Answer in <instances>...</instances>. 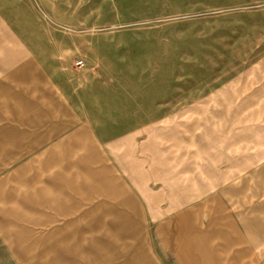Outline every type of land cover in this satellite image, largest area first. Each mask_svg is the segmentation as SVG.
<instances>
[{
	"label": "rangeland",
	"instance_id": "374dc122",
	"mask_svg": "<svg viewBox=\"0 0 264 264\" xmlns=\"http://www.w3.org/2000/svg\"><path fill=\"white\" fill-rule=\"evenodd\" d=\"M77 142L81 185L111 178L130 211L76 222L15 195ZM217 150L206 189L186 166ZM191 183L179 206L141 193ZM59 259L264 264V0H0V264Z\"/></svg>",
	"mask_w": 264,
	"mask_h": 264
},
{
	"label": "crops",
	"instance_id": "0c3cea01",
	"mask_svg": "<svg viewBox=\"0 0 264 264\" xmlns=\"http://www.w3.org/2000/svg\"><path fill=\"white\" fill-rule=\"evenodd\" d=\"M127 136L128 137H126L127 139L125 140H130V137H129L130 135H127ZM84 147L85 146L83 145V143L81 144L80 142H77L76 144L72 145V147H69L68 150L65 152L66 157H68V159H71L69 167H61L60 164H56L54 161L48 162L49 169L56 168V172L53 174H49L44 184L34 179L30 180V182L26 183L25 185L16 188L15 195L16 196L18 195V192L16 190L20 188H25L26 189V193H25L26 200L30 198V195L32 197L39 198V201H37L35 204L36 207L41 205V206H45L47 208L53 209L56 206H58L60 210L59 212L60 216L69 217V221L71 220L70 218H73L74 221L76 222L95 220L98 215V212H100V207H109L111 205H122L126 207L127 211H130V207L133 205V203H135L133 196L129 192H127L128 190L124 191L126 189H124L121 186L119 188L114 187V189L109 188L108 183L111 178L110 179L108 178L106 179V177L101 178V175H98L97 177H94L92 179V181L96 180L93 187L81 185L82 183L81 181H79V177L76 175L75 171H76V168L78 169V165H80L82 161H85V160L82 159L83 157L82 155L78 157V162H74L73 158L75 156L74 153L76 151H83ZM56 150H58V148H53V149L51 148L50 153L54 154ZM94 157L91 159L89 158V161L91 163L94 161V159L95 160L97 159V157L95 158ZM214 161H224L226 163V155L224 154V152L220 150H217L216 152L207 151L205 157L202 158V161H201L202 163H194V162L192 163L191 161L189 165L186 166L187 169H190L191 171H194L195 165L197 168L198 166L202 168L200 169L201 171L200 173L203 175L204 174L206 175L205 178L202 179V182H204V187L206 189H208L210 185L215 184V181L217 180V178L219 179L220 175L223 177V175L225 174V173L224 174L216 173ZM232 162H234L233 168L241 167V164H242L241 161L237 164L235 163V161H232ZM210 174H213L214 176L211 177ZM112 179H113V176H112ZM35 189H40L39 190L40 192H36L37 190ZM193 189L195 188H194L193 183H191L189 184L186 191L181 192L180 196L177 195L176 192L175 193L170 192L169 194L162 192L160 194H157V196H152L149 192L145 191V189L144 190L141 189V193L144 194L148 204L151 206H154V204H157L163 198L168 199L171 204H175V206H179L182 203L181 202L182 198L189 199L192 196L191 191ZM53 191H56V192H53ZM102 192L105 195L103 197L98 198V196H100ZM199 195L200 193L198 192V196ZM159 196L161 197L159 198ZM152 197L154 198L151 199ZM203 202H201L198 207L196 206L197 207L196 214L201 213V209H203L202 207H204ZM68 205H72L74 209L70 208V206ZM86 205H90V206L86 209V211H83ZM75 206H77L76 209H75ZM193 209L194 208L189 207L184 211H188L189 213L188 216H190ZM185 220L187 222V218ZM71 222L72 223H69L70 225L73 224V221ZM69 224H67V226ZM178 229L180 231L182 230L180 226L178 227ZM74 233L63 235V237L70 236L71 234H74ZM66 246L67 245H62L60 247V250L64 248L66 252L65 254H68L70 251ZM50 247H52V245ZM51 254H53V252L46 253V255H44V258H42V260L50 261L52 263L56 262L54 261L55 259L52 258V256H50ZM70 254H73V253L70 252ZM57 261H58V264L64 263L63 261H61V259Z\"/></svg>",
	"mask_w": 264,
	"mask_h": 264
}]
</instances>
